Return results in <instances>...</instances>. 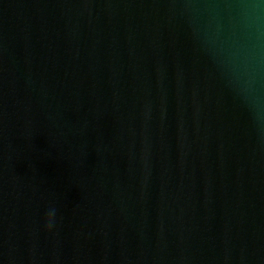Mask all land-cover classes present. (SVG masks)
I'll return each instance as SVG.
<instances>
[{
  "label": "water",
  "instance_id": "95a60500",
  "mask_svg": "<svg viewBox=\"0 0 264 264\" xmlns=\"http://www.w3.org/2000/svg\"><path fill=\"white\" fill-rule=\"evenodd\" d=\"M0 264H264V0H0Z\"/></svg>",
  "mask_w": 264,
  "mask_h": 264
},
{
  "label": "clouds",
  "instance_id": "9594fccd",
  "mask_svg": "<svg viewBox=\"0 0 264 264\" xmlns=\"http://www.w3.org/2000/svg\"><path fill=\"white\" fill-rule=\"evenodd\" d=\"M55 217V209H52L50 212H49V228L52 227V221Z\"/></svg>",
  "mask_w": 264,
  "mask_h": 264
}]
</instances>
